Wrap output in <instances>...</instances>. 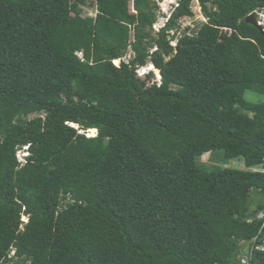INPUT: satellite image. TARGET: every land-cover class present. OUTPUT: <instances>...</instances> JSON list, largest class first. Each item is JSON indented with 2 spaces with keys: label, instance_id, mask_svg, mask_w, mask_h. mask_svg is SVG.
I'll return each instance as SVG.
<instances>
[{
  "label": "trees",
  "instance_id": "16d2710c",
  "mask_svg": "<svg viewBox=\"0 0 264 264\" xmlns=\"http://www.w3.org/2000/svg\"><path fill=\"white\" fill-rule=\"evenodd\" d=\"M197 1L0 0V264H264V0Z\"/></svg>",
  "mask_w": 264,
  "mask_h": 264
},
{
  "label": "rangeland",
  "instance_id": "374dc122",
  "mask_svg": "<svg viewBox=\"0 0 264 264\" xmlns=\"http://www.w3.org/2000/svg\"><path fill=\"white\" fill-rule=\"evenodd\" d=\"M158 1V0H156ZM193 10L195 12L196 15L199 14V7H197L196 2L193 4ZM131 11L133 12V7L131 6ZM202 13V12H201ZM84 15L85 16H91V17H95L96 16V11L92 10V9H84ZM161 13L158 15L159 16V22L157 24V28H161L163 26V22L161 20L160 17ZM195 15V17H196ZM259 21L262 23L264 21V14H260L259 15ZM156 31V30H155ZM133 55L130 53L129 56L125 59V61H129L131 59ZM114 64L116 66H120L121 61L117 60V62L115 61ZM150 69L149 66H147V68L144 69H139L137 72V76L141 79H145L147 76V72H151L148 71ZM153 72V71H152ZM143 75L142 76H139ZM154 78L150 81V84H152L153 82H158L159 80V72L158 74L154 72ZM245 99L249 102L252 103H262L264 102V97L260 96L252 91H248L245 94ZM37 115H33L31 116V119L36 118ZM90 136L92 137L95 133L94 131H89ZM19 156V157H18ZM18 156L17 159L19 160V158H24L22 151L18 152ZM199 162L205 165V168L208 171H214V170H238V171H248L246 165H245V161L243 158H238V159H227L225 157V154L223 151L221 150H217L214 152H211L209 154L204 155L202 158L199 159ZM263 198L262 197H258L257 191H253L252 192V196H251V200L249 202V209L250 212L252 213L257 206L263 202ZM24 221L27 222L26 219H24ZM245 250H248L249 245H246ZM243 252V251H242ZM244 253V252H243ZM231 264H235V263H231Z\"/></svg>",
  "mask_w": 264,
  "mask_h": 264
},
{
  "label": "built area",
  "instance_id": "2783aa9c",
  "mask_svg": "<svg viewBox=\"0 0 264 264\" xmlns=\"http://www.w3.org/2000/svg\"><path fill=\"white\" fill-rule=\"evenodd\" d=\"M180 2L181 0H158L157 1L158 6L160 7V13H161L160 17L163 22V26L159 29L156 27L159 22V19H158V22L154 25V30H156L155 32H160V30L166 26V24L170 21L173 13L180 7ZM195 2L197 4V7H199V14L196 15L192 7V12L194 14V17L186 16V17L181 18L178 21V28L168 32L170 38L173 36H177L175 40L171 41V46L173 48H177L179 39L182 37V35L187 34L190 36L192 35L193 30L197 29V27L200 24L207 23V20L204 18L203 14L201 13L202 9H201L199 2L197 0H195ZM259 23L264 28V21L262 23L259 21ZM139 76H143V75L139 74ZM95 135H96V132L93 136ZM87 136H90V134H87ZM260 172L264 173V168L260 169ZM257 219L259 221H262L263 226H264V209L258 213ZM257 249L264 251L263 247H258ZM14 256H15V251L11 253L10 258H14ZM242 264H249V260L247 257L243 258Z\"/></svg>",
  "mask_w": 264,
  "mask_h": 264
},
{
  "label": "water",
  "instance_id": "95a60500",
  "mask_svg": "<svg viewBox=\"0 0 264 264\" xmlns=\"http://www.w3.org/2000/svg\"><path fill=\"white\" fill-rule=\"evenodd\" d=\"M246 22L252 26H254L255 28H257L264 36V28L263 26L259 23L258 18L256 17L255 14L250 15L249 17H247Z\"/></svg>",
  "mask_w": 264,
  "mask_h": 264
},
{
  "label": "clouds",
  "instance_id": "9594fccd",
  "mask_svg": "<svg viewBox=\"0 0 264 264\" xmlns=\"http://www.w3.org/2000/svg\"><path fill=\"white\" fill-rule=\"evenodd\" d=\"M258 20H259V18H258ZM145 68H147V67H145ZM141 70L142 69H144V68H140ZM139 70V69H138ZM138 72V71H137ZM152 72V71H151ZM154 72V71H153ZM149 72H147V74H148ZM142 77H144V76H142ZM159 77V80H158V83H160V81H161V78H160V76H158ZM93 131V130H92ZM95 132H96V135H97V131L96 130H94ZM94 132V133H95ZM89 134V133H88ZM95 135V136H96ZM93 137V136H92ZM22 151V153H23V156H24V158H19V162H21V163H25L26 162V158L29 156V152H28V148L27 147H24V149L23 150H21ZM19 157V156H18Z\"/></svg>",
  "mask_w": 264,
  "mask_h": 264
},
{
  "label": "bare ground",
  "instance_id": "6f19581e",
  "mask_svg": "<svg viewBox=\"0 0 264 264\" xmlns=\"http://www.w3.org/2000/svg\"><path fill=\"white\" fill-rule=\"evenodd\" d=\"M150 69H153V67H150ZM155 72L158 74V71L157 70H155ZM159 76H160V74H159ZM94 131V130H93ZM95 132V131H94Z\"/></svg>",
  "mask_w": 264,
  "mask_h": 264
}]
</instances>
